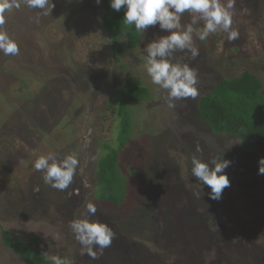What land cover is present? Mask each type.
<instances>
[{
  "label": "rangeland",
  "instance_id": "rangeland-1",
  "mask_svg": "<svg viewBox=\"0 0 264 264\" xmlns=\"http://www.w3.org/2000/svg\"><path fill=\"white\" fill-rule=\"evenodd\" d=\"M20 3L4 14L0 25L20 49L15 56L0 52V264H25L5 246L3 229L26 239L37 236L47 257L59 255L76 264H264L260 158L238 138L214 135L197 111L200 96L225 77L250 70L264 83V0H235L236 40L229 41L224 31L205 41L194 34L199 49L195 59L186 50L174 53L196 69L199 91L195 99L176 101L174 108L145 68L147 44L168 34L158 25L143 33L138 48L120 55L121 67L102 42L107 41L99 18L102 2L49 0L48 8L54 7L48 15ZM191 18L185 12L182 27ZM128 73L149 84L153 96L143 114L152 120L140 118L126 151V160L142 172L144 192L137 205L119 211L93 197L99 143L112 133L109 104ZM146 131L151 136L144 142ZM49 152L58 158L78 157L73 181L64 191L45 184L43 173L33 167ZM193 155L232 161L226 169L231 184L221 199H210V189L191 175ZM89 202L97 207L91 219L108 223L115 232L111 246L97 259L82 254L69 227L86 214Z\"/></svg>",
  "mask_w": 264,
  "mask_h": 264
},
{
  "label": "clouds",
  "instance_id": "clouds-1",
  "mask_svg": "<svg viewBox=\"0 0 264 264\" xmlns=\"http://www.w3.org/2000/svg\"><path fill=\"white\" fill-rule=\"evenodd\" d=\"M235 0H110V7L119 12L124 9L123 22L134 26L137 33L143 34L150 26H159L167 35L154 39L146 46V72L154 85L166 90L165 97L169 108L176 107V101L182 99H195L199 95L197 80L198 74L189 63L177 60L174 57L176 51H187L190 58L195 59L199 55V49L195 46L193 35L205 41L210 34L218 31L228 33L227 39L234 41L239 37V32L232 29ZM30 9H39L43 15L52 11L48 8L49 0H23ZM101 3V0H96ZM20 0H0V25L4 24V14L19 9ZM185 12L191 14V22L182 27L181 18ZM39 20V14L36 17ZM203 21L202 28L194 25ZM127 33H124L126 39ZM19 45L7 31H0V52L5 56L19 54ZM223 157V154H222ZM222 157L205 160L203 157L193 155L191 158V175L206 185L210 192L209 198L219 200L223 190L230 186L231 181L226 169L232 161ZM258 174L264 175V157L258 161ZM79 166L78 157L69 154L58 158L54 152L39 156L33 167L43 173L45 184L64 191L73 181V177ZM199 196V193H194ZM97 207L94 203L86 204V214L81 218L73 219L69 227L75 235V239L82 246V254H87L92 259H97L103 254V250L109 248L115 238V232L106 222L92 220ZM98 249L99 252L96 250ZM50 264H63L59 255L48 257Z\"/></svg>",
  "mask_w": 264,
  "mask_h": 264
},
{
  "label": "trees",
  "instance_id": "trees-1",
  "mask_svg": "<svg viewBox=\"0 0 264 264\" xmlns=\"http://www.w3.org/2000/svg\"><path fill=\"white\" fill-rule=\"evenodd\" d=\"M101 2L103 8L99 18L108 46L106 40L102 42L110 48L114 62L122 67L120 55L127 49L138 48L142 44L143 34L123 22V8L116 12L110 7V0ZM124 33H127L126 39ZM263 90L264 83L260 76L250 70H243L239 75L225 77L218 80L215 86L207 88L199 98L198 115L214 135L236 137L249 153L264 157ZM151 96L149 84L138 74L128 73L116 87L114 99L109 104L114 113L112 133L110 138L105 137L99 143L93 197L94 201L107 204L105 206L108 209L129 210L130 206L138 204V197L144 192L142 172L126 160V151L131 146L135 130L141 124L140 118L152 120L149 113L143 114L148 110ZM41 100L38 97L36 101ZM137 104L141 107L133 109ZM134 110L139 117L136 118ZM138 120L139 125L136 126ZM147 129H150L149 125ZM149 135L146 131L142 140L145 142ZM1 234L5 246L20 255L25 264H50L48 257L38 247L39 237L26 239L22 235H12L5 229ZM62 261L63 264H76L66 258H62Z\"/></svg>",
  "mask_w": 264,
  "mask_h": 264
},
{
  "label": "water",
  "instance_id": "water-1",
  "mask_svg": "<svg viewBox=\"0 0 264 264\" xmlns=\"http://www.w3.org/2000/svg\"><path fill=\"white\" fill-rule=\"evenodd\" d=\"M107 36H108V34H107Z\"/></svg>",
  "mask_w": 264,
  "mask_h": 264
}]
</instances>
